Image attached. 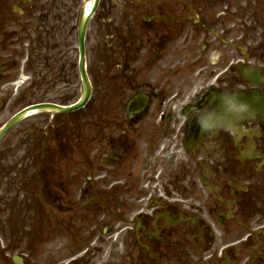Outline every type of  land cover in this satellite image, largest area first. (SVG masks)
Returning a JSON list of instances; mask_svg holds the SVG:
<instances>
[{"label": "flooded vegetation", "instance_id": "flooded-vegetation-1", "mask_svg": "<svg viewBox=\"0 0 264 264\" xmlns=\"http://www.w3.org/2000/svg\"><path fill=\"white\" fill-rule=\"evenodd\" d=\"M40 104L0 264H264V0H0V127Z\"/></svg>", "mask_w": 264, "mask_h": 264}, {"label": "water", "instance_id": "water-1", "mask_svg": "<svg viewBox=\"0 0 264 264\" xmlns=\"http://www.w3.org/2000/svg\"><path fill=\"white\" fill-rule=\"evenodd\" d=\"M17 122V119L12 120L4 129L0 132V138L3 136V134L9 130L15 123Z\"/></svg>", "mask_w": 264, "mask_h": 264}, {"label": "rangeland", "instance_id": "rangeland-1", "mask_svg": "<svg viewBox=\"0 0 264 264\" xmlns=\"http://www.w3.org/2000/svg\"><path fill=\"white\" fill-rule=\"evenodd\" d=\"M6 141V140H5ZM1 147V146H0ZM3 182H5V181H3Z\"/></svg>", "mask_w": 264, "mask_h": 264}]
</instances>
